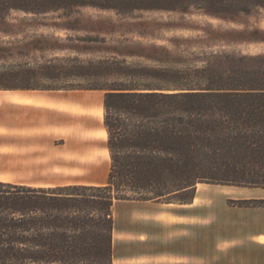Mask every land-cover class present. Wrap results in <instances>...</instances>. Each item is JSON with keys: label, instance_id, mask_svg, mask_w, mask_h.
I'll use <instances>...</instances> for the list:
<instances>
[{"label": "trees", "instance_id": "16d2710c", "mask_svg": "<svg viewBox=\"0 0 264 264\" xmlns=\"http://www.w3.org/2000/svg\"><path fill=\"white\" fill-rule=\"evenodd\" d=\"M85 6L193 7L230 19L264 8V0H0V17ZM226 59L227 67L179 72L163 85L88 89L103 93L106 184L35 187L0 181V264H112L117 201L186 204L203 183L264 189V55Z\"/></svg>", "mask_w": 264, "mask_h": 264}, {"label": "rangeland", "instance_id": "374dc122", "mask_svg": "<svg viewBox=\"0 0 264 264\" xmlns=\"http://www.w3.org/2000/svg\"><path fill=\"white\" fill-rule=\"evenodd\" d=\"M259 55H264V8L230 19L193 7L117 10L88 6L43 14L11 11L0 17V90L79 91L95 106L103 93L88 89L115 84L163 85L175 81L179 72L208 64L227 67L226 56ZM95 113L97 117V110ZM97 137L100 141L101 134ZM105 171L106 165L99 171H80L77 177L86 180ZM53 177L48 178L71 181L73 176ZM199 188L209 191V198L199 201L197 208L199 261L214 256L211 242L219 232L228 243L240 245L225 254V259L240 257L249 263V259L264 258V251L241 248L264 231V190L205 183ZM216 210L224 211L225 223L219 230L212 213Z\"/></svg>", "mask_w": 264, "mask_h": 264}, {"label": "crops", "instance_id": "0c3cea01", "mask_svg": "<svg viewBox=\"0 0 264 264\" xmlns=\"http://www.w3.org/2000/svg\"><path fill=\"white\" fill-rule=\"evenodd\" d=\"M78 92L0 90L1 182L35 187L106 184L110 158L101 117L103 98L95 106ZM96 110L97 117L94 116ZM105 165L107 172L78 180L80 171H99ZM51 175L54 179L62 175L73 177L71 181H51L48 178ZM36 177L46 180H3ZM199 185L193 200L186 204L115 202L112 264H264V258L260 257L249 259V263H244L240 257L225 259V254L234 252L240 245L228 243L219 231L211 242L214 256L199 261L197 208L199 201L209 198V191L200 189ZM222 212L212 211L213 218L218 220L214 222L219 224L218 230L225 223ZM210 222L206 221L207 230ZM261 239H264V231L254 234L241 248L262 252L264 241Z\"/></svg>", "mask_w": 264, "mask_h": 264}, {"label": "bare ground", "instance_id": "6f19581e", "mask_svg": "<svg viewBox=\"0 0 264 264\" xmlns=\"http://www.w3.org/2000/svg\"><path fill=\"white\" fill-rule=\"evenodd\" d=\"M230 193V192H229Z\"/></svg>", "mask_w": 264, "mask_h": 264}]
</instances>
